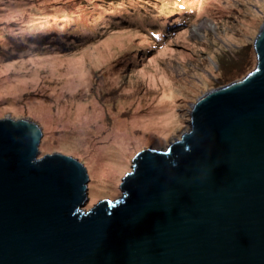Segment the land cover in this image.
<instances>
[{
    "label": "water",
    "instance_id": "1",
    "mask_svg": "<svg viewBox=\"0 0 264 264\" xmlns=\"http://www.w3.org/2000/svg\"><path fill=\"white\" fill-rule=\"evenodd\" d=\"M248 75L213 88L187 133L145 148L91 208L73 153L37 120H0V264H264V25Z\"/></svg>",
    "mask_w": 264,
    "mask_h": 264
},
{
    "label": "rangeland",
    "instance_id": "2",
    "mask_svg": "<svg viewBox=\"0 0 264 264\" xmlns=\"http://www.w3.org/2000/svg\"><path fill=\"white\" fill-rule=\"evenodd\" d=\"M73 1L37 0L28 5L0 0V10L7 11H0V22L37 13L41 5L59 13L67 9L60 6ZM195 4L200 17L183 35L170 37V47L157 55L129 61L136 33L120 29L75 52L0 61V120L10 114L39 121V155L75 152L88 169L90 200L84 207L91 208L105 196H122L121 181L139 152L167 149L187 133L202 97L254 70L264 0ZM19 8L26 11L20 13ZM202 22L209 26L194 34L191 30ZM160 76L166 84L152 81Z\"/></svg>",
    "mask_w": 264,
    "mask_h": 264
},
{
    "label": "trees",
    "instance_id": "3",
    "mask_svg": "<svg viewBox=\"0 0 264 264\" xmlns=\"http://www.w3.org/2000/svg\"><path fill=\"white\" fill-rule=\"evenodd\" d=\"M10 1L37 3H7ZM78 1L81 0L60 6L67 9L59 13L57 8L48 10L41 5L36 6L40 9L37 13L0 22V61L34 53L75 52L120 29L136 33L127 52L128 60L136 56L142 59L153 52H165L170 47L167 40L183 35L200 17L195 0H91L93 5ZM23 10L26 11H17L24 13Z\"/></svg>",
    "mask_w": 264,
    "mask_h": 264
},
{
    "label": "bare ground",
    "instance_id": "4",
    "mask_svg": "<svg viewBox=\"0 0 264 264\" xmlns=\"http://www.w3.org/2000/svg\"><path fill=\"white\" fill-rule=\"evenodd\" d=\"M207 26H209V24L207 22H202L199 26H195L191 31L194 33V34H197L199 35L200 34V31L204 28H206ZM158 79V80H157ZM152 81H158V83L160 82V84H166V81L167 79H164L162 76L156 78L155 80L153 79ZM172 87L170 89V84H169V90L167 91V95L171 96L172 95ZM169 105V108H172L171 104H168ZM173 115V114H172ZM173 117V116H172Z\"/></svg>",
    "mask_w": 264,
    "mask_h": 264
}]
</instances>
